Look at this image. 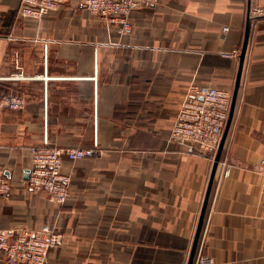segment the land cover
Here are the masks:
<instances>
[{"label": "crops", "instance_id": "0c3cea01", "mask_svg": "<svg viewBox=\"0 0 264 264\" xmlns=\"http://www.w3.org/2000/svg\"><path fill=\"white\" fill-rule=\"evenodd\" d=\"M19 4L0 0V95L25 100L0 109L11 185L0 228L62 233L45 264H187L216 152L169 135L188 88L211 86L236 93L193 264H264V190L252 170L264 159V15L250 22L237 87L239 57L223 56L239 54L264 0H158L131 13L129 35L78 0L40 20L20 17ZM43 144L100 152L63 158L59 207L24 184L29 149Z\"/></svg>", "mask_w": 264, "mask_h": 264}, {"label": "built area", "instance_id": "2783aa9c", "mask_svg": "<svg viewBox=\"0 0 264 264\" xmlns=\"http://www.w3.org/2000/svg\"><path fill=\"white\" fill-rule=\"evenodd\" d=\"M66 0H20L18 14L22 18L40 20L55 11ZM93 16L106 25L115 27L120 35L132 32L130 15L133 11L152 6L158 0H78ZM264 12L252 11L250 17L257 20ZM228 28H223L227 31ZM237 50L225 53V57L237 56ZM231 93L211 86H190L183 98L169 138L181 144H189L200 154L216 152L227 117ZM25 103L21 95L9 93L0 95V109L20 110ZM264 139V136H263ZM100 152L92 148H61L47 144L29 149L30 167L24 180L33 193H42L48 202L59 207L68 197L69 176L61 172L62 160L80 161L93 158ZM230 166L224 171L229 175ZM260 175L264 190V159L252 166ZM11 185L0 167V197L8 198ZM63 242V235L54 227L43 225L38 229L21 226L0 228V261L4 264H45L48 252ZM202 245V242L199 244ZM210 259L198 256L194 264H209Z\"/></svg>", "mask_w": 264, "mask_h": 264}, {"label": "water", "instance_id": "95a60500", "mask_svg": "<svg viewBox=\"0 0 264 264\" xmlns=\"http://www.w3.org/2000/svg\"><path fill=\"white\" fill-rule=\"evenodd\" d=\"M252 20H253V17H249L248 16V20H247V24H246V28H245V35H244L243 45H242L241 51L238 54V57H239V71H238V76H237L236 87H237V84H238L239 74H240V70H241V65H242V62H243V58H244V54H245V50H246V46H247V39H248L249 28H250V24H251L250 22ZM235 93L236 92L234 90V93L231 96V99H232L231 103H233V101H234ZM231 110H232V106L230 108V112H228V117H227V120H226V123H225L226 126H227V123H228V121L230 119V116H231ZM224 128H225V126H224ZM223 130L224 131L222 132V135H221V138H220V141H219L216 153H215V157H214V161H213V167H212L209 183H208L207 190H206V193H205V196H204V200H203L202 208H201V211H200L199 220H198V224H197V227H196V231H195V235H194V238H193V242H192V246H191V250H190V254H189V258H188L187 264H193V261H194V256H195V253H196L197 243H198V239H199V235H200V230H201L203 216H204V212H205V208H206V203H207V198H208V194H209V190H210V185H211V181H212V178H213V174H214L215 168H216L217 163L219 161V157H220V153H221V149H222V145H223V141H224L226 128L223 129ZM26 175H25V177H26Z\"/></svg>", "mask_w": 264, "mask_h": 264}, {"label": "rangeland", "instance_id": "374dc122", "mask_svg": "<svg viewBox=\"0 0 264 264\" xmlns=\"http://www.w3.org/2000/svg\"><path fill=\"white\" fill-rule=\"evenodd\" d=\"M251 13H252V12L249 13V17L251 16Z\"/></svg>", "mask_w": 264, "mask_h": 264}]
</instances>
